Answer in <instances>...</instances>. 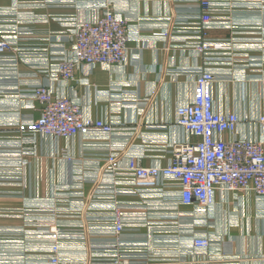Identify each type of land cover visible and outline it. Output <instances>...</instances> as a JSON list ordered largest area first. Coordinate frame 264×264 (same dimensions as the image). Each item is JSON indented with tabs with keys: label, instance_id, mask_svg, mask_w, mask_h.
<instances>
[{
	"label": "crops",
	"instance_id": "crops-1",
	"mask_svg": "<svg viewBox=\"0 0 264 264\" xmlns=\"http://www.w3.org/2000/svg\"><path fill=\"white\" fill-rule=\"evenodd\" d=\"M212 1L218 5L217 23L207 38L226 43L210 64L217 70L216 109L247 118L239 125L238 137L260 139L264 0ZM103 3L133 21L125 66L83 67L76 80L63 81L41 71L43 60L27 52L10 51L0 59V264L41 262L51 228L61 231L66 262L264 264V202L254 194L218 191L214 206L199 215L193 206L178 204L177 197H140L129 176L112 177L101 169L100 159L112 147L128 146V154L140 156L144 165L164 166L169 143L197 141L177 125L176 112L194 98L204 54L193 47L197 32L175 24L196 14L199 0H0V39L25 38L24 47L59 43L71 22L94 20ZM23 28L33 31L19 34ZM166 28L170 37L160 39ZM37 84L81 104L86 118L113 121L117 134L100 143L103 134L92 132L87 143L82 136L35 133L27 143L16 124L40 116V103L27 95ZM142 101L149 103L139 104ZM116 204L142 218L119 242L106 232ZM166 212L177 215L165 222L161 217ZM196 232L213 238L204 254L192 248ZM177 253L179 259L170 258Z\"/></svg>",
	"mask_w": 264,
	"mask_h": 264
},
{
	"label": "built area",
	"instance_id": "built-area-1",
	"mask_svg": "<svg viewBox=\"0 0 264 264\" xmlns=\"http://www.w3.org/2000/svg\"><path fill=\"white\" fill-rule=\"evenodd\" d=\"M199 2L200 9L196 14H190L186 20L177 21L175 24L178 29L187 26L186 28L197 32L198 41L193 47L204 54L205 66L196 72L194 98L192 102L179 106L176 112L177 125L189 136L197 138V141L169 143L166 149L169 160L164 166L144 165L140 156L128 154V146L112 147L100 160L103 161L101 169L106 175L129 176L140 197L149 199L163 196L167 200L168 197H177L178 204L193 206L196 214L204 215L214 206L218 191L233 194L250 192L264 202V134L260 139L238 137L239 125L247 118H241L235 112L223 114L216 109L214 87L217 70L211 68L210 64L216 62V52L226 43L210 40L206 34L216 26L217 3L212 0ZM132 23L130 18L103 3L102 11L98 12L94 20L71 22L70 31L59 38V43L24 47L22 43L26 41L25 38L2 37L0 59L10 51L17 54L19 51L22 54L27 52L25 55L43 60L41 66H38L41 71L51 73L58 80L74 81L77 72L83 67L125 66L130 60ZM170 29L162 30L160 39L168 40ZM32 31L23 28L19 34H31ZM27 95L40 103L41 114L36 119L27 118L17 122L16 130L21 136L28 137L35 133L56 138L82 136L88 143L92 132H101L104 137L99 142L106 143L109 136L117 134L118 127L113 121L86 118L81 104L59 94L50 86L37 84L28 90ZM148 103L139 102L145 105ZM258 122L264 127V115ZM27 137L26 142L30 143L31 139ZM21 141L23 144V140ZM123 162H126L125 166H122ZM117 194L119 192L109 197L114 198ZM105 197L99 195L98 198ZM116 205L113 217L107 223L106 232L119 242L127 228L139 223L142 218L124 212L122 204ZM170 215L166 212L161 218H167L166 222L170 221L168 217L177 214L172 212ZM194 234V252L204 254L209 251L213 245L212 236L197 232ZM47 239L51 241L47 256L40 258L41 262L36 264H82L66 262L63 259V238L58 228H51ZM169 256L179 259L178 253ZM126 262L129 263L128 260Z\"/></svg>",
	"mask_w": 264,
	"mask_h": 264
}]
</instances>
